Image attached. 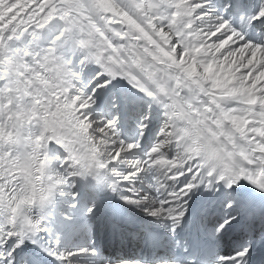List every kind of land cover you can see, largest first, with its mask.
Returning a JSON list of instances; mask_svg holds the SVG:
<instances>
[{"label": "snow or ice", "instance_id": "snow-or-ice-1", "mask_svg": "<svg viewBox=\"0 0 264 264\" xmlns=\"http://www.w3.org/2000/svg\"><path fill=\"white\" fill-rule=\"evenodd\" d=\"M0 264H264V0H0Z\"/></svg>", "mask_w": 264, "mask_h": 264}, {"label": "bare ground", "instance_id": "bare-ground-1", "mask_svg": "<svg viewBox=\"0 0 264 264\" xmlns=\"http://www.w3.org/2000/svg\"><path fill=\"white\" fill-rule=\"evenodd\" d=\"M101 233H103V232H101ZM102 236H103V238H101L100 242L103 244L105 241V237H104V234ZM108 252L110 254H115V255H134V254H137L135 244H133L131 246L125 245V246H123L122 250H121L120 246L113 247L111 244H109Z\"/></svg>", "mask_w": 264, "mask_h": 264}]
</instances>
